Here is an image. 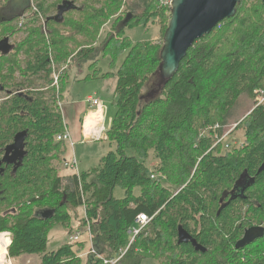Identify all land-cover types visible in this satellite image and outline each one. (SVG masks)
Returning a JSON list of instances; mask_svg holds the SVG:
<instances>
[{"label": "trees", "instance_id": "1", "mask_svg": "<svg viewBox=\"0 0 264 264\" xmlns=\"http://www.w3.org/2000/svg\"><path fill=\"white\" fill-rule=\"evenodd\" d=\"M137 2L144 4L139 13L123 14L126 0H29L20 13L0 21V40L21 29L26 33L10 52L0 54L2 84L30 88L0 104V147L27 130L20 164L14 172L0 174V233L11 234L8 256L39 254V264H83L77 252L87 244L84 235L46 249L57 223L74 222L68 231L86 234L89 228L94 250L111 258L128 245L127 230L143 213L151 219L120 264H142L147 255L166 264H264V169L257 172L264 163V100H255L258 93L264 95V3L240 0L235 15L197 39L177 71L164 80L156 74L162 40L133 42L124 28L156 18L163 36L170 14L157 0ZM7 3L0 0V8ZM27 12V22L18 27ZM111 19L112 31L101 39ZM99 52L110 54V65L125 54L115 72L99 76L97 68L84 78L116 77V110L106 132L113 147L96 167L73 172L65 183L57 169L66 150L65 142L55 139L65 129L58 101L72 62ZM62 63L67 68L56 90L53 65ZM244 97L253 104L235 123L244 130L245 144L221 152V144L213 146L214 133H222ZM215 124L219 128L213 129ZM150 154L159 161L152 172L168 186L151 177ZM115 188L123 191L121 197L114 196ZM42 208H52L54 214L37 217ZM178 226L206 251L178 244ZM255 227L253 240L239 247L245 231ZM85 264L102 263L91 253Z\"/></svg>", "mask_w": 264, "mask_h": 264}, {"label": "rangeland", "instance_id": "2", "mask_svg": "<svg viewBox=\"0 0 264 264\" xmlns=\"http://www.w3.org/2000/svg\"><path fill=\"white\" fill-rule=\"evenodd\" d=\"M8 1H9V6L14 7L11 9V12L14 13L13 16L18 14L19 13L18 11H21L29 3V0H8ZM143 8H144V4L141 5V3H138L137 0H126V5L124 7L125 12L123 14H125L126 11L129 10L131 11V13L137 14ZM27 13H28L27 15H29L31 12H27ZM9 14H10L9 10L0 13V20H3V18L5 17L4 15H9ZM155 19L156 18H150L147 25L145 26L143 23L132 26H126L124 28V35L129 36V38L133 42L150 41L152 43H159L162 40L161 31H160L161 24L159 23L158 19H156V21ZM124 20H126V18ZM26 22L27 21L24 20L23 23L25 24ZM112 23H113V19H111L110 22H108L103 26L101 39L104 37V35L107 32L112 31ZM2 27L3 24L0 25V31L4 30V28ZM117 27L123 28V23H119ZM8 29L5 30L8 31ZM25 35L26 33L24 29L15 31V33L10 36L9 42L17 43L21 41L25 37ZM101 39H99V41H101ZM19 54L21 55L20 57H22V54L21 53ZM124 55H125L124 52L120 53L118 56L114 58L113 64L110 65L111 64L110 61L112 59L110 54L107 52H99L98 55L91 57L87 61H84L82 63L72 62L71 68L68 70L67 73L68 78L64 83L61 98L58 101V106L63 118V125L65 126L66 131L71 136L70 141H64L66 144V150L63 155V158L68 163H72L73 160L75 159L76 168L66 167L63 163L61 164L59 163L57 165L58 173L61 176H63L64 179H66L65 183H68V179L72 176L73 172L80 173L83 171H87L93 167H96L99 163L100 158L104 156L113 147L112 145H109L107 141L108 139L107 140L84 139L82 134H80L78 128H79L80 119L82 117V113L84 111H87L88 105L86 103V98L89 95L97 97L99 100H101L104 106V119H103L104 126L106 130L110 127L111 121L113 119L116 110V105H115L116 97L114 95V87L116 81L115 75H109L106 76L105 78H87V79L84 78L88 74H93L97 68H99L100 71L99 76L106 71L115 72L117 67L122 62ZM95 58L97 59V62L96 64H93L92 62L94 61ZM23 65L24 64L21 63L22 67H24ZM53 68L54 69H53L52 85H54L56 87V90H58L60 88V86L58 88L59 79H60L59 77H61L62 73L66 70L67 63H62L58 67H55V65H53ZM19 75L20 73L18 71L17 72L15 71V75H14L15 78L18 79ZM55 79H56V83H54ZM0 82H2L1 79ZM4 86L7 89H11L13 91L21 90L26 92L27 90L30 89V88L28 89L26 88L22 90L19 89L18 87H14L10 85L7 82L4 84ZM8 97H9L8 93L4 91L0 92V104L3 101H5ZM252 104H253V100L249 99L248 97L242 98L240 100V105H238V107L241 108L240 109L241 111L239 110V112L236 115H234L233 118L230 119L227 125L222 126V130H223L222 132L224 135H226L225 142L226 143L231 142L233 147L234 146L242 147L244 146L243 144H245L244 130L239 127H236L235 119L237 115H240L242 112H245L247 109H249V107H251ZM88 121L89 119L87 117L86 123L84 124L85 126ZM74 129H76L75 132L72 131ZM89 130L90 129H88V131ZM72 132H74L75 135ZM222 151H224V148L221 146V152ZM158 163L159 161L154 157V155L150 154L146 160L148 171L152 172V170L155 168V166H157ZM151 176H153L154 178H160L161 179L160 183L163 186H168L165 180L161 178V174L152 172ZM170 189L173 191L176 190V188L173 186L170 187ZM122 195H123V191L119 188H115L114 196L121 197ZM83 210H84L83 207L79 208V215L81 217L83 216ZM68 223L71 226L72 224L73 226L75 225L74 222H68ZM69 225L65 226L62 225L61 223L56 224V226L49 232L48 240L46 243V249L55 250L64 243L73 242L71 236L75 235L76 233H79L80 237L84 235L81 237L82 239L83 238L87 239V244L83 246L84 248L78 250L77 252V255H79L82 258L83 260L82 262L83 264H85L86 256L88 254H91L90 246L93 245L92 240L90 239L89 235H86L84 232L82 233L77 229L68 231ZM5 241H8V245H6ZM10 241H11V234L8 230H5L0 233V247L2 246L3 248L4 247L8 248V246L10 245ZM7 248H6L5 261L3 262V264H39L40 263L39 254H22L21 256L15 259H10L8 256ZM142 264H166V262L164 260L155 261L154 259H151V257L147 255L142 260Z\"/></svg>", "mask_w": 264, "mask_h": 264}, {"label": "water", "instance_id": "3", "mask_svg": "<svg viewBox=\"0 0 264 264\" xmlns=\"http://www.w3.org/2000/svg\"><path fill=\"white\" fill-rule=\"evenodd\" d=\"M239 2L240 0H172L170 18L162 36L160 64L156 72L159 78L164 80L170 78L177 71L180 61L193 43L210 33L223 19L233 17L236 13L235 6ZM262 2L264 3V0ZM12 47L8 36L0 40L2 54L10 52ZM25 135V130L14 135L13 142L5 147V154L0 164L15 163L16 159H22L25 154L23 151ZM263 169L264 163L257 172ZM239 193H243V187L240 188ZM53 214L52 208H42L35 212V215L41 219L49 218ZM258 229V227L247 229L238 246L243 247L250 243ZM177 243H190L196 251H206V248L181 226L177 227Z\"/></svg>", "mask_w": 264, "mask_h": 264}, {"label": "built area", "instance_id": "4", "mask_svg": "<svg viewBox=\"0 0 264 264\" xmlns=\"http://www.w3.org/2000/svg\"><path fill=\"white\" fill-rule=\"evenodd\" d=\"M158 4L160 6H162L163 8H165L167 10V13L170 14V6H171V1L172 0H157ZM27 14L22 15L19 18V22L18 25H22V23L25 20V16ZM54 83H56V79L54 81ZM255 100L258 103H261L264 100V96L263 93L260 92L257 94V96L255 97ZM86 103L89 107L90 112H99L101 115V120L98 121V123L91 128L89 131H86L84 128V123H85V118L82 121L81 124V133L82 136L84 137V139L86 140H107V130L104 126V106L101 102V100H99L97 97L94 96H89L86 98ZM88 115V114H87ZM86 115V116H87ZM219 128L218 124H215L213 129ZM225 136L223 134V132L221 134H218L217 132L214 133V146L217 144H221V146L224 149H228L232 146V143H226L225 142ZM55 139L57 141H70V135L69 133L66 131V128L64 129L63 133H59L56 135ZM64 165L66 167H71V168H76V161L75 159L73 160L72 163H68V162H64ZM78 175V173H76ZM153 177V176H151ZM150 217H148L146 214L140 213L137 215L134 224L129 227V229L127 230V234L130 236V240L129 243L126 247L124 248H120L118 252H116L111 258H104L103 256L99 255L93 248V245L90 246V252L92 254H94L96 256V258H98L102 264H119V261H121V259L124 257L125 253L127 252L128 247L130 246L131 242L134 240V238L140 234L141 230L149 223L150 221ZM86 234L89 235L90 239V232H89V228H87ZM80 235L79 233H76L75 235L71 236V239L73 241H77L79 239Z\"/></svg>", "mask_w": 264, "mask_h": 264}, {"label": "flooded vegetation", "instance_id": "5", "mask_svg": "<svg viewBox=\"0 0 264 264\" xmlns=\"http://www.w3.org/2000/svg\"><path fill=\"white\" fill-rule=\"evenodd\" d=\"M12 8H14V7H10V6H9V1H8L6 7L0 8V13H3V12L6 11V10H9V11H10V14H9V15H4L5 17L3 18V20H8V19H10V18L13 16L14 13L11 12V9H12ZM18 12H19V11H18ZM18 12H17V13H18ZM11 15H12V16H11ZM30 15H31V13H30L29 15H26V16H25V20H28V17H29ZM3 20H0V21H3ZM18 27H20V26H18ZM9 41H10V36H9ZM9 43L12 44L13 42H9ZM0 54H2V53L0 52ZM2 91L8 93L9 96H12V95H14V94L20 92V91H13V90H11V89H7V88L2 84V82H0V92H2ZM23 130L26 131V135H25V137H24V147H23V151H25V148H26L25 141H26V138H27V130H26V129H21L20 131H23ZM18 132H19V131H18ZM12 142H13V138H12V140H11L10 143H12ZM4 151H5V147H0V161L2 160V158H3L4 154H5ZM9 155H11V153H9ZM24 155H25V154H24ZM23 157H24V156H23ZM23 157H22V159H23ZM22 159H21V160H22ZM21 160H20V159H16V162H15V163H9V164L2 162V163L0 164V174H1V175L4 174L7 170H10L11 172H14V171H15V168L20 164ZM255 231H256V230H255ZM4 249L6 250L5 247H4Z\"/></svg>", "mask_w": 264, "mask_h": 264}, {"label": "bare ground", "instance_id": "6", "mask_svg": "<svg viewBox=\"0 0 264 264\" xmlns=\"http://www.w3.org/2000/svg\"><path fill=\"white\" fill-rule=\"evenodd\" d=\"M89 115V116H88ZM88 119H89V121L87 122V124H86V126L84 125V128H85V130L86 131H88V129H91V128H93L95 125H96V122L98 123V121H100L99 120V112H89L88 113ZM86 116V117H87ZM98 116V117H97ZM85 117V118H86ZM96 118V119H95ZM97 120V121H96ZM85 123H86V120H85ZM207 132V131H206ZM210 134H211V132H210ZM212 141V140H211ZM213 146H214V144H213ZM137 189V188H136ZM249 199V198H248ZM247 199V200H248ZM257 199V198H256ZM251 205V204H250ZM251 207V206H250ZM240 212V211H239ZM241 214V213H240ZM240 214H239V216H240ZM249 214V213H248ZM245 215V214H244ZM243 215V216H244ZM238 219V218H237ZM193 221V220H192ZM139 248V247H138ZM5 255H6V250L1 246L0 247V264H3V262L5 261Z\"/></svg>", "mask_w": 264, "mask_h": 264}, {"label": "crops", "instance_id": "7", "mask_svg": "<svg viewBox=\"0 0 264 264\" xmlns=\"http://www.w3.org/2000/svg\"><path fill=\"white\" fill-rule=\"evenodd\" d=\"M21 11H19V13H20ZM155 21H156V19H155ZM89 96H91V95H89ZM89 96H87V97H89ZM90 112V110H89V107L87 106V111H84L83 113H82V117H81V119H80V122H79V132H80V134H82L81 133V124H82V121H83V119L86 117V115L88 114ZM99 120H101V115H100V113H99ZM88 117V116H87ZM86 117V118H87ZM98 117V116H97ZM86 118H85V120H86ZM63 119V118H62ZM85 124V123H84ZM75 130L76 129H74V130H72V131H74L75 132ZM74 132H72L73 134H74ZM70 135V134H69ZM75 135V134H74ZM71 137V136H70Z\"/></svg>", "mask_w": 264, "mask_h": 264}]
</instances>
